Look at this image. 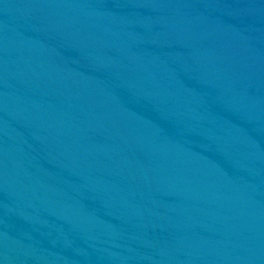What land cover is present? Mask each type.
Wrapping results in <instances>:
<instances>
[{
    "label": "water",
    "instance_id": "1",
    "mask_svg": "<svg viewBox=\"0 0 264 264\" xmlns=\"http://www.w3.org/2000/svg\"><path fill=\"white\" fill-rule=\"evenodd\" d=\"M0 264H264V0H0Z\"/></svg>",
    "mask_w": 264,
    "mask_h": 264
}]
</instances>
